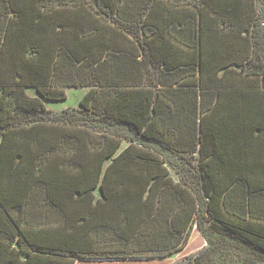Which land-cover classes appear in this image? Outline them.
<instances>
[{
	"label": "trees",
	"instance_id": "obj_1",
	"mask_svg": "<svg viewBox=\"0 0 264 264\" xmlns=\"http://www.w3.org/2000/svg\"><path fill=\"white\" fill-rule=\"evenodd\" d=\"M258 2L0 0V264L162 258L194 226L264 260Z\"/></svg>",
	"mask_w": 264,
	"mask_h": 264
},
{
	"label": "rangeland",
	"instance_id": "obj_2",
	"mask_svg": "<svg viewBox=\"0 0 264 264\" xmlns=\"http://www.w3.org/2000/svg\"><path fill=\"white\" fill-rule=\"evenodd\" d=\"M258 10L264 16V4L259 0ZM30 93H35L33 89ZM87 88L72 87L67 89V98L48 101V107L60 111L67 107H79V102ZM128 144L124 140L121 148ZM175 177L176 175L173 174ZM99 195V191H95ZM75 264H264L251 249L240 247L233 237H212L207 242L199 229L194 226L183 249L162 258L143 259H79Z\"/></svg>",
	"mask_w": 264,
	"mask_h": 264
}]
</instances>
